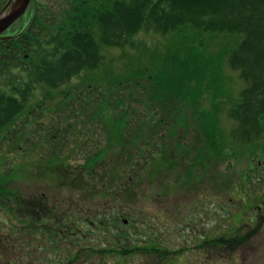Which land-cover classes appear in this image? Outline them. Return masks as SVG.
I'll return each instance as SVG.
<instances>
[{
    "label": "rangeland",
    "instance_id": "rangeland-1",
    "mask_svg": "<svg viewBox=\"0 0 264 264\" xmlns=\"http://www.w3.org/2000/svg\"><path fill=\"white\" fill-rule=\"evenodd\" d=\"M75 1L34 3L47 8L43 16L63 23ZM241 38L190 28L167 35L141 31L127 46L100 49L93 71L56 89L32 88L22 111L0 129V201L12 207L16 199L19 211H33L34 222L23 253L14 245L10 258L0 245V264H66L72 258L77 264H264V128L243 140L230 116L246 87L228 64ZM173 65L199 80L186 85V94L170 93L176 108L163 102L161 109L157 98L176 76ZM11 73V80L23 77ZM0 89L6 91L1 83ZM194 91L196 114L188 96ZM46 134L53 136L48 144ZM134 137L131 154L121 146L100 156L91 172L79 171L85 157L100 150L106 155L111 142ZM64 157L60 180L74 183L34 177L37 161L46 160L44 167ZM8 214L0 210V233L24 239L26 219ZM52 217L62 221L61 230L49 223ZM114 241L132 255L103 258ZM155 242L162 246L158 253L141 250ZM94 248L101 252L92 254Z\"/></svg>",
    "mask_w": 264,
    "mask_h": 264
},
{
    "label": "trees",
    "instance_id": "trees-1",
    "mask_svg": "<svg viewBox=\"0 0 264 264\" xmlns=\"http://www.w3.org/2000/svg\"><path fill=\"white\" fill-rule=\"evenodd\" d=\"M40 7L35 10L31 30L17 40L25 50L19 49L14 43L9 53L1 55L0 51V77L7 82L1 84L6 91L0 89V129L10 124L12 119L22 111L28 92L35 86L44 85L49 89H56L82 71H93L101 60L100 49L127 46L131 38L141 31L167 35L190 28L201 33H221L242 37L230 51L228 64L233 70L239 72V77L246 87L242 90L240 101L231 110L230 116L238 123L237 133L243 140L249 141L252 136L258 137L263 131L264 0H77L68 4L63 23H58L57 18L53 14L50 15L51 11L47 12L49 15L43 16L47 8ZM192 52L195 54L194 51ZM193 53H190L191 57H195ZM10 63L14 64V68L20 67L16 71L23 75L22 79L19 77H15L14 80L9 79V76H12L11 72L14 71L8 66ZM173 69L176 76H173L170 81H165L169 84L168 92L159 94L157 98L162 105L161 109L166 107L163 102L176 108L171 104L174 98L169 97L173 94L179 96L181 90L186 94V85L194 79L199 80L198 75H190L183 65H173ZM195 89L199 91L198 88ZM197 91L188 95L192 105L198 99ZM160 92H162L161 89ZM86 97L88 98V94ZM196 105L197 103L194 105L195 114L200 112ZM52 139V134L43 136L47 144ZM135 140V137L126 142L122 138L116 139L110 143L111 147L106 150V155H102L104 150H100L93 156L85 157L78 167L79 171L91 172L98 167L100 156L102 159L121 146H126L128 151L130 143ZM128 153L131 154L130 151ZM66 158L62 159L63 163L44 167L46 160L37 161L34 165V177L45 174L47 177L54 175L62 186L74 183V181L66 180L63 182L59 177L60 170L67 166ZM7 186L8 184L3 185L4 188ZM35 201H37L36 204L40 203L38 199ZM12 202V206L15 207L13 217L21 222L24 220L25 209L19 211L15 205L17 200ZM0 205L11 208V205L5 201H0ZM32 213L33 211L29 212L30 220L33 219ZM54 217L48 221L57 223V228L60 229L63 226L62 221L60 219L54 221ZM219 240H214L213 244L218 245ZM14 245L17 252L23 253V238L13 243L15 253ZM146 245L148 247L141 250L148 253H158L162 247L156 242ZM111 246L110 251L103 249L101 253L103 258L113 252H117V255L122 257L128 253L132 255V250L130 252V249L119 245L117 241H114ZM77 248L81 251L87 250L80 246ZM90 252L98 254L101 251L94 248ZM163 252L165 255L166 252ZM74 263L77 264V258L68 259L66 264Z\"/></svg>",
    "mask_w": 264,
    "mask_h": 264
},
{
    "label": "flooded vegetation",
    "instance_id": "flooded-vegetation-1",
    "mask_svg": "<svg viewBox=\"0 0 264 264\" xmlns=\"http://www.w3.org/2000/svg\"><path fill=\"white\" fill-rule=\"evenodd\" d=\"M17 0H0V21L3 19L8 18L10 15V12H13L14 7L16 5ZM39 8V7H38ZM37 8V9H38ZM35 3L34 0H28L27 4L25 5L22 13L17 16L12 22H10L1 32H0V51L1 55H4L5 53H9L11 50V46L16 43L19 49L25 50L24 47L20 46V43L17 41L19 38L22 37V35L27 34L31 30V21L33 17L35 16ZM12 70H18L20 67L14 68V64L10 63L8 65ZM20 80V79H19ZM12 82V81H10ZM0 83H7L3 77H0ZM27 138V137H26ZM38 176V177H43ZM14 208L11 207L9 209L7 206L3 205L0 206V210L7 211L8 217H12L14 215ZM29 209V208H28ZM24 219H26V222L24 224V243L27 245L30 240V225H29V210H24ZM13 243L14 239L10 238L9 236L5 235L4 233H0V245L2 247H5L10 252V258L13 256ZM10 247V248H9ZM12 248V249H11Z\"/></svg>",
    "mask_w": 264,
    "mask_h": 264
},
{
    "label": "water",
    "instance_id": "water-1",
    "mask_svg": "<svg viewBox=\"0 0 264 264\" xmlns=\"http://www.w3.org/2000/svg\"><path fill=\"white\" fill-rule=\"evenodd\" d=\"M28 0H17L16 5L14 7L13 12H10V16L6 19L0 21V32L10 23L12 22L17 16H19L25 5L27 4Z\"/></svg>",
    "mask_w": 264,
    "mask_h": 264
}]
</instances>
